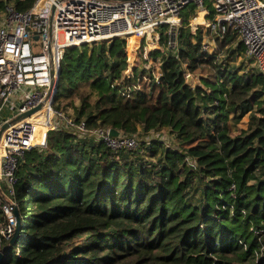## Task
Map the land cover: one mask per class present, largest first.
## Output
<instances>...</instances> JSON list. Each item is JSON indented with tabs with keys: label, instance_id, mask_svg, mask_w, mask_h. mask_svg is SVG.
I'll use <instances>...</instances> for the list:
<instances>
[{
	"label": "trees",
	"instance_id": "1",
	"mask_svg": "<svg viewBox=\"0 0 264 264\" xmlns=\"http://www.w3.org/2000/svg\"><path fill=\"white\" fill-rule=\"evenodd\" d=\"M37 1L0 0V26ZM196 8L174 50L161 27L147 84L127 75L125 39L65 50L55 110L138 146L114 152L89 133L50 130L19 160L20 231L13 244L1 237V264H264V73L228 63L245 51L232 28L206 52ZM161 130L178 147L137 137Z\"/></svg>",
	"mask_w": 264,
	"mask_h": 264
},
{
	"label": "built area",
	"instance_id": "2",
	"mask_svg": "<svg viewBox=\"0 0 264 264\" xmlns=\"http://www.w3.org/2000/svg\"><path fill=\"white\" fill-rule=\"evenodd\" d=\"M189 6L207 10L208 19L213 16L206 52H214L213 43L216 47L232 28L247 57L264 73V0H38L26 14L8 10L0 26V208L5 216L0 239H11L16 230L19 160L33 148L44 147L50 130L64 126L89 133L114 152L138 146L135 137H112L110 130L88 131L85 122L78 124L55 110L56 79L65 50L131 36L144 40L162 26L178 30ZM36 43L39 51L34 50Z\"/></svg>",
	"mask_w": 264,
	"mask_h": 264
},
{
	"label": "rangeland",
	"instance_id": "3",
	"mask_svg": "<svg viewBox=\"0 0 264 264\" xmlns=\"http://www.w3.org/2000/svg\"><path fill=\"white\" fill-rule=\"evenodd\" d=\"M202 10L197 9L194 11V16H191L190 18V25L193 30V32H201L204 35L208 31V24L209 20L207 17L209 16V13L206 14V16L202 17V22H199L198 18L201 15ZM177 34L178 30H171L168 29V35H169V42L168 47L172 50H174L177 47ZM159 36V37H158ZM134 39V40H133ZM125 43V52L128 56V62H129V69L127 71L128 77L133 78V74L136 70H139V72L144 73L142 82L147 84L150 82V76L154 75L157 77V73L159 72V62L155 61L154 58L151 56L154 52H161L163 49L161 47V40H160V31L156 33L155 36H152L148 39L140 40L136 39L134 37H128L126 39ZM210 41V37L206 39L205 43ZM212 43V42H210ZM218 44L213 43L212 48L218 50ZM237 45V44H236ZM40 44L36 43L34 44V50L39 51L40 50ZM213 53V52H212ZM231 66L235 65L239 67L240 73H246L251 72L252 70H256L255 64L247 57L245 51L241 53V56L237 58L235 62H232L231 60L228 62ZM193 79V78H192ZM198 83V79L195 78L192 80V83ZM73 111H70L68 115L73 117ZM249 122V116L247 115L242 122L238 125L240 129H246L247 124ZM139 141H146V142H152L154 140L159 139L160 141L164 142L168 147L176 148L178 147L176 143L175 137L171 136L168 130H161V131H150L149 133H140L137 135ZM15 216V215H14ZM1 223H0V231H1Z\"/></svg>",
	"mask_w": 264,
	"mask_h": 264
},
{
	"label": "water",
	"instance_id": "4",
	"mask_svg": "<svg viewBox=\"0 0 264 264\" xmlns=\"http://www.w3.org/2000/svg\"><path fill=\"white\" fill-rule=\"evenodd\" d=\"M35 40H38V37H36ZM59 73H60V71H59ZM59 73H58V75H57L56 82H58ZM192 80H193V79H192V76H188V83H189V84H192ZM38 109H39V108H37V109H35V110L31 111V112H28L27 114H25V115L19 117L18 119L28 117V116H30L33 112H35V111L38 110ZM7 127H8V126H4V129H6ZM110 135H111L112 137H119L120 133H119L118 131L114 130V129H110ZM14 214H15V217H16V220H17V225H16L15 233H14V235H13V237L11 238V241H10L11 244H13V243L16 241L17 237H18V234H19V231H20V223H21V219H20V216H19V214H18V208H15V209H14ZM4 260H5V256H4V254H3L2 252H0V264H1Z\"/></svg>",
	"mask_w": 264,
	"mask_h": 264
},
{
	"label": "bare ground",
	"instance_id": "5",
	"mask_svg": "<svg viewBox=\"0 0 264 264\" xmlns=\"http://www.w3.org/2000/svg\"><path fill=\"white\" fill-rule=\"evenodd\" d=\"M209 12L206 10L204 12H201L200 17L198 18L199 22H202V17L206 16V14H208ZM134 40V39H133Z\"/></svg>",
	"mask_w": 264,
	"mask_h": 264
}]
</instances>
